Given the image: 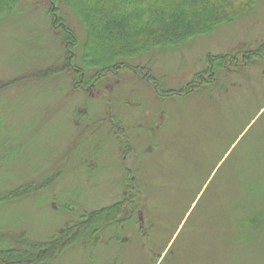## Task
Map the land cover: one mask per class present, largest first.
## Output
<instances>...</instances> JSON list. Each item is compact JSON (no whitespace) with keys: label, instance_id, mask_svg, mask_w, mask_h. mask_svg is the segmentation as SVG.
Masks as SVG:
<instances>
[{"label":"rangeland","instance_id":"obj_1","mask_svg":"<svg viewBox=\"0 0 264 264\" xmlns=\"http://www.w3.org/2000/svg\"><path fill=\"white\" fill-rule=\"evenodd\" d=\"M47 6L18 0L0 21V82L11 81L0 90V248L20 237L53 238L128 190L129 229L138 217L150 227L147 250L168 249L163 264H264V195L262 222L241 232L234 221L241 211L231 209L241 196L234 195L238 176L223 164L232 147L234 165L250 149L264 160V57L217 70L209 86L184 97L159 96L127 67L80 88L63 67ZM67 15L82 40L79 21ZM263 41L264 0H253L249 11L208 34L126 63L149 67L164 90L179 89L205 69L207 54H235ZM103 227L78 241L113 240L114 228ZM132 238L126 264H157L135 231ZM112 251L103 243L94 249L99 263H110ZM88 252L74 242L45 264H91Z\"/></svg>","mask_w":264,"mask_h":264},{"label":"trees","instance_id":"obj_2","mask_svg":"<svg viewBox=\"0 0 264 264\" xmlns=\"http://www.w3.org/2000/svg\"><path fill=\"white\" fill-rule=\"evenodd\" d=\"M47 14L51 25L61 36L63 67L72 72V86L85 88L97 79L116 74L127 67L138 79L152 85L159 96L184 97L209 86L217 70L225 67L247 65L258 57H264V41L256 49L233 54H207L205 69L196 72L192 79L179 89L164 90L159 80L147 66H131L128 58L140 56L150 49H174L192 39L210 33L216 26L228 23L243 15L252 7L253 0H47ZM18 0H0V21L17 5ZM71 13L84 30L79 40L65 18ZM11 81L0 82V90ZM88 84V85H87ZM241 133H236L238 136ZM237 136L231 138L229 147ZM227 147L223 154L229 149ZM234 149H231L223 164L229 163L238 176L234 195L235 205L241 215L235 224L241 232L256 229L262 222L258 214V195H264V160L258 149H250L245 162L233 164ZM220 158L216 160V163ZM261 162V163H260ZM222 164V165H223ZM212 168V169H213ZM241 169L239 174L236 173ZM213 175L215 177L216 173ZM132 184L134 183L131 179ZM128 180V182H130ZM134 187V185H133ZM23 188V187H22ZM128 188V185H127ZM24 189V188H23ZM22 190L14 191L13 196ZM123 196V201L83 214L80 221L60 230L44 242L20 237L15 246L0 248V264H45L58 257L95 226H109L115 222L123 203L131 206L134 195ZM12 196V195H10ZM3 197H0V200ZM127 205V206H126ZM83 223V224H81ZM69 226V225H68Z\"/></svg>","mask_w":264,"mask_h":264},{"label":"flooded vegetation","instance_id":"obj_3","mask_svg":"<svg viewBox=\"0 0 264 264\" xmlns=\"http://www.w3.org/2000/svg\"><path fill=\"white\" fill-rule=\"evenodd\" d=\"M119 200L120 199L116 201V204L121 201ZM141 210L142 209H138L137 213L138 212L140 213ZM117 211L119 212L118 217L115 219V222L113 224L109 225L112 228H114L113 240H105L99 236H96L95 239L89 238V239H81L79 241L78 240L76 241V243L79 242V245L81 247H84L86 248L87 251H89L87 255L88 257L87 262L91 264H126L125 259L123 258H126L127 260V257H128L127 253L129 251L128 248L131 247L128 244L131 242V240H135L132 238L134 236V231H135V234L137 233L139 235V242L145 243L146 249L144 248L143 252L147 254L149 253L150 259L153 260V262L155 261L154 259H159L157 264H163L166 254L169 253L168 249H166L162 255H161V252H150L147 250L150 247V240H149L150 239V230H149L150 227L144 226L142 223H138V226L135 228V230L129 229L130 224L132 225L133 220H134L133 208L124 206V207L117 209ZM109 226H105L103 228H107ZM98 230H99V227L97 225L95 226V232H97ZM142 230L143 232L141 234L140 232ZM91 231H94V230H91ZM84 236H86V234H84ZM101 243H103L106 248H112L113 250L111 254L112 261L110 260L111 261L110 263H104L105 261L99 263L97 259V255L95 254L94 249L97 248L98 245ZM141 246L143 247L142 244ZM90 254L92 256H90ZM123 254H124V257L122 256Z\"/></svg>","mask_w":264,"mask_h":264}]
</instances>
